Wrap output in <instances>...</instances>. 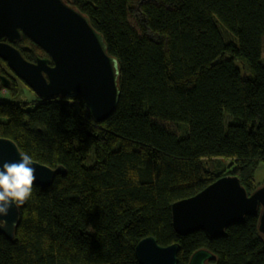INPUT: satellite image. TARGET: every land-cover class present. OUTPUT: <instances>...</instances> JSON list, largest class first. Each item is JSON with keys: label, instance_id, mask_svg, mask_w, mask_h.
Returning <instances> with one entry per match:
<instances>
[{"label": "trees", "instance_id": "trees-1", "mask_svg": "<svg viewBox=\"0 0 264 264\" xmlns=\"http://www.w3.org/2000/svg\"><path fill=\"white\" fill-rule=\"evenodd\" d=\"M70 1L119 60L120 100L96 123L81 96L24 101L12 75L0 136L66 174L34 186L14 238L0 233V264H139L148 236L178 242V264L199 249L213 264H264L260 213L215 238L178 234L172 217L174 202L220 177L233 173L248 193L260 186L264 0ZM14 46L30 61L47 56L26 36Z\"/></svg>", "mask_w": 264, "mask_h": 264}, {"label": "water", "instance_id": "water-1", "mask_svg": "<svg viewBox=\"0 0 264 264\" xmlns=\"http://www.w3.org/2000/svg\"><path fill=\"white\" fill-rule=\"evenodd\" d=\"M23 36L47 56L27 60L14 46ZM0 60L42 100L81 96L96 123L106 121L118 106L119 60L108 53L103 35L89 17L66 0H0ZM11 81L0 72V90L8 88ZM22 153L14 140L0 136V163L17 161ZM34 167V186L50 187L57 175L66 174L63 165L54 168L34 160ZM257 213L264 235V185L248 193L234 174L220 177L172 205L178 234L201 230L211 238L223 236L229 226ZM0 219L9 225L0 228V233L12 240L20 222V207L13 206L7 217ZM179 250L178 242L161 245L154 236L141 239L135 246L139 264H178ZM215 258L209 250L199 249L188 264H212Z\"/></svg>", "mask_w": 264, "mask_h": 264}, {"label": "clouds", "instance_id": "clouds-1", "mask_svg": "<svg viewBox=\"0 0 264 264\" xmlns=\"http://www.w3.org/2000/svg\"><path fill=\"white\" fill-rule=\"evenodd\" d=\"M35 180L34 160L29 154L22 153L17 161L0 163V217H7L13 206L19 208L31 198ZM8 227V221L0 219V228Z\"/></svg>", "mask_w": 264, "mask_h": 264}, {"label": "rangeland", "instance_id": "rangeland-1", "mask_svg": "<svg viewBox=\"0 0 264 264\" xmlns=\"http://www.w3.org/2000/svg\"><path fill=\"white\" fill-rule=\"evenodd\" d=\"M68 1H70V0H68ZM130 22L133 26L138 28L137 20L133 15L130 16ZM263 63H264V52H263ZM5 68H8V67L5 66ZM17 83L20 85L21 88H24L23 89L24 101H27V102L34 101L35 100V95H34L35 93L33 92V90L31 88H29L28 86H26V84L21 79H17ZM1 90H0V98L2 99L5 96L7 99H9L10 97H9L8 93L5 91V88H2ZM263 109H264V106L262 108V117L264 118ZM163 123L172 129H177L176 125L173 123H169V122H167V123L163 122ZM254 184H255V186L264 185V162L260 163V165L258 166V168L256 169V171L254 173Z\"/></svg>", "mask_w": 264, "mask_h": 264}, {"label": "bare ground", "instance_id": "bare-ground-1", "mask_svg": "<svg viewBox=\"0 0 264 264\" xmlns=\"http://www.w3.org/2000/svg\"><path fill=\"white\" fill-rule=\"evenodd\" d=\"M6 66H7V64H6ZM8 67V66H7ZM0 72L1 73H4V74H7L10 78H11V76L13 75V71L11 70V69H9V67L8 68H6L5 70H4V72H2L1 71V69H0ZM39 98V97H38ZM261 186V185H260ZM259 186V187H260ZM174 226V225H173ZM182 235V234H181ZM211 263L213 264V262L211 261Z\"/></svg>", "mask_w": 264, "mask_h": 264}, {"label": "flooded vegetation", "instance_id": "flooded-vegetation-1", "mask_svg": "<svg viewBox=\"0 0 264 264\" xmlns=\"http://www.w3.org/2000/svg\"><path fill=\"white\" fill-rule=\"evenodd\" d=\"M32 61H33V60H32ZM13 74H14V73H13ZM14 75H15V74H14ZM14 75H13V76H14ZM13 76H11V80H12V81H13ZM18 79H19V78H18ZM12 81H11V83H12Z\"/></svg>", "mask_w": 264, "mask_h": 264}]
</instances>
